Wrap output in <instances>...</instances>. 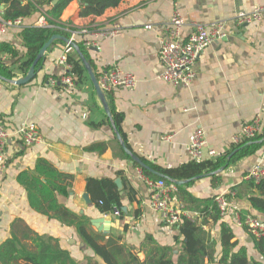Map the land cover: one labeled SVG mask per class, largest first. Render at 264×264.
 I'll return each mask as SVG.
<instances>
[{
	"label": "crops",
	"instance_id": "obj_1",
	"mask_svg": "<svg viewBox=\"0 0 264 264\" xmlns=\"http://www.w3.org/2000/svg\"><path fill=\"white\" fill-rule=\"evenodd\" d=\"M262 5L264 0H124L101 16L81 17V0H73L63 12L61 23L76 29L93 23L100 26L119 23L121 28L115 36L101 38L87 50L93 72L100 77L117 66L136 77L138 84L134 90L121 88L106 93L111 114L123 116L118 132L128 149L140 159L176 169L193 161L188 147L196 129L201 128L206 134L203 161H212L233 152L236 147L231 139L241 132L243 125L259 115L264 119V22L234 27L238 13ZM8 8L9 4L0 0L1 18ZM175 11L185 21L182 40L193 34L196 23L226 22L234 29L233 35L214 42L202 52L195 65L196 79L190 87H174L160 79L163 72L160 40L167 35L163 27ZM40 18L41 14L36 13L23 18L21 26L0 31V42L11 44L24 55L21 31L37 26ZM84 40L81 35L74 39ZM67 53L65 42L54 43L45 54L42 69L28 84H13V80L24 77L18 72L12 80L0 76V123L11 134L6 146L5 172L0 176V250L6 241L15 239L20 249L36 252L39 240H43L68 252L77 264L100 261L73 225L85 218L89 233H98L106 240L118 238L126 251L145 261L156 248L173 246L178 232L150 209L152 191L139 178L136 162L118 140L88 72L72 88L49 86L51 77L59 78L66 73ZM1 59L10 64V56L3 54ZM30 123L37 126L46 142L27 147L15 135ZM164 137L171 139L167 141ZM210 151L216 152L215 158L211 159ZM257 165L264 166V145L254 155L226 169L181 186L198 201L218 194L230 195ZM34 181L38 184L36 188ZM102 181H113L117 186L120 216L115 215L118 209L109 214L98 210L101 194L96 182ZM49 183L53 188H66L68 194L55 192L56 202L63 210L45 214L32 208L29 188L38 197L41 195L36 189ZM241 190L247 191L245 187ZM175 196L186 204L181 190ZM231 203L240 210H251L246 200ZM189 211L191 220L203 221L199 212L192 208ZM100 218L105 219L107 233L92 224ZM233 227L240 242L246 244L248 236L244 230ZM204 228L220 242L219 226L210 221ZM217 249L220 251V247ZM18 264L28 263L20 259Z\"/></svg>",
	"mask_w": 264,
	"mask_h": 264
},
{
	"label": "trees",
	"instance_id": "obj_2",
	"mask_svg": "<svg viewBox=\"0 0 264 264\" xmlns=\"http://www.w3.org/2000/svg\"><path fill=\"white\" fill-rule=\"evenodd\" d=\"M3 1L9 4V8L4 11L3 15V19L6 21L25 19L36 13L41 15L46 13L48 22L51 25L59 26L58 28L37 26L23 28L21 36L23 47L26 50L24 55H21L20 51L11 44L0 42V76L12 80L16 77V72L24 77L27 76L38 53L51 37L61 35L70 39V34L61 29L63 28L61 17L73 0H60L56 5L52 4L54 0H27V3H24L23 0ZM123 1L81 0L82 10L80 16H101L109 9L118 7ZM56 42L63 41L58 40ZM73 42L80 48L93 70L92 62L89 60L83 41ZM67 49L66 63L71 66L69 75L73 77L75 83H80L87 74V68L74 47L70 46ZM3 54L10 56L9 65L1 59ZM43 64L44 60H41L36 67V71L41 70ZM95 76L99 78L97 74ZM112 113L113 121L119 131L123 116L116 112ZM263 145L264 124L262 133L255 139L243 142L234 148L232 153H227L216 160L201 162L193 160L176 169H165L146 159L141 160L149 167L148 170L140 167L138 163L134 164L136 168H141L143 173L155 182L164 180L167 184H175L176 181H189L191 183L198 177L226 169L231 164L254 155ZM213 177L218 179L215 175ZM33 184V188L38 187L37 181H34ZM96 185L101 194L98 207L100 213L109 214L115 209L121 211V198L115 183L113 181H102L96 182ZM177 187L185 194L184 200L188 204V206L184 204L186 208L188 210L192 208L199 212L200 218L203 219L201 223L186 217L183 218L181 223L173 228L178 232V235L174 238V245L156 248L155 252H151L146 260L142 261L136 253L126 251L124 246L119 244L118 238L109 237L106 240L104 236L98 233H89L87 231L88 221L82 218L73 225L77 226L80 236L93 251L94 256L100 259V261H90L89 264H264V235L255 237L244 226L243 230L248 238L246 244H242L237 237L235 227L221 216L215 197L198 201L185 191L184 186L177 185ZM242 187H245L247 191L243 192ZM36 191L41 195L39 196L37 193L40 198L34 196L35 191L29 188V200L32 208L45 214H49L51 210L56 212L63 210L56 202L55 192L68 194L66 188L62 186L53 188L52 183H49V185H42ZM231 193L233 195H227L230 202L246 200L249 203L251 210H240L236 207L243 222L249 214L264 220V179L260 182L245 180L240 186L234 187ZM210 221L220 227V242L215 239L211 231L204 228ZM218 247H220V251H218ZM20 259L28 264H77L68 252L43 240H39L38 251L36 252L20 249L15 239L6 241L0 250V262L2 264H18Z\"/></svg>",
	"mask_w": 264,
	"mask_h": 264
},
{
	"label": "built area",
	"instance_id": "obj_3",
	"mask_svg": "<svg viewBox=\"0 0 264 264\" xmlns=\"http://www.w3.org/2000/svg\"><path fill=\"white\" fill-rule=\"evenodd\" d=\"M264 22V5L254 8L250 12H240L234 19V27L241 28L249 24ZM22 25V18L15 21H6L0 17V31H5L9 28ZM185 25L182 15L175 11L169 23L164 25L166 36L160 40L159 59L163 65V72L160 79L174 87L184 86L190 87L196 79L195 65L202 52L218 40H223L234 34V29L229 27L226 22H219L214 25H204L202 23L194 24V32L187 40L181 39V31ZM38 27L58 28L59 26L51 25L48 22V15L43 13L38 22ZM62 30L70 32L71 41H74L76 36H83V41L86 50L94 47L96 41L101 38H109L115 36L120 25L113 22L111 26H100L93 23L89 26L76 29L73 25L65 24ZM151 29V26L147 27ZM70 44H67V48ZM64 62V60H63ZM66 73L59 78L51 77L49 86H67L74 87L75 80L69 72L71 66L64 62ZM100 88L105 93H110L116 89L134 90L137 87V79L133 74L125 73L121 68L114 66L106 71L98 78ZM264 119L262 116L255 117L252 121L243 125L241 132L234 135L231 139L233 147L241 145L243 142L255 139L262 133ZM25 146L41 145L44 138L39 132L37 126L33 123L22 126L15 132ZM11 134L6 127L0 123V176L5 172V153L8 140ZM171 137H164V140L170 141ZM207 144L206 134L203 129H196L189 139V155L195 161L201 162L204 157V148ZM211 159L216 157L215 151L209 152ZM215 160V159H214ZM139 178L145 181L151 189L152 195L149 201L150 209L157 213L161 220L169 227L176 228L183 218L191 219L190 211L184 203L176 200L178 187L176 184H167L164 180L157 182L149 179L143 171L138 169ZM264 179V166L257 165L245 177V180H254L260 182ZM229 194H232L229 192ZM233 195V194H232ZM225 194L215 196V201L220 210L223 219L232 225L239 228L245 226L255 237L264 235V220L259 217L249 214L245 221H242L239 210L226 198ZM120 211L116 210L115 215L120 216Z\"/></svg>",
	"mask_w": 264,
	"mask_h": 264
},
{
	"label": "water",
	"instance_id": "obj_4",
	"mask_svg": "<svg viewBox=\"0 0 264 264\" xmlns=\"http://www.w3.org/2000/svg\"><path fill=\"white\" fill-rule=\"evenodd\" d=\"M59 0H54L53 2V5H56L57 2ZM58 40H61L63 42H65L66 44H70V46L74 47L76 49V51L78 52L79 56L81 57L82 61L84 62L86 68H87V72H88V75L90 76V79L95 87V90H96V93L99 97V99L101 100L104 108H105V111L108 115V117L111 119L112 121V124H113V127L115 128V131H116V134H117V138L118 140L120 141L124 151L132 158V160L136 163H138L142 168L144 169H149L148 166H146L139 157H137L136 155H134L129 149L128 147L126 146V144L123 142L118 130L116 129V126H115V123L113 122V118H112V114H111V111H110V108H109V105H108V101H107V96H106V93L100 88V85L98 83V79L97 77L95 76L90 64L88 63L87 59L85 58V56L83 55V53L81 52L80 48L75 45V43L73 41H71L70 39H67L66 37H63L61 35H54L53 37H51V39L42 47V49L40 50V52L38 53L33 65L31 66L28 74L26 77H23V78H20V79H16V80H13V84L17 85V86H21V85H25V84H28L30 83L32 80H34V78L36 77L37 75V71H36V67L38 65V63L41 61V60H44L45 61V54L46 52L48 51V49ZM185 183H187V181H176L175 184L176 185H184ZM117 185L118 186H121V183L120 181H117ZM87 201L89 200L88 199V195H85L84 197ZM92 224L98 228L99 231L101 232H105L107 233L109 231V229H107V227H104V224H105V219L104 218H100V219H96V220H93L92 221Z\"/></svg>",
	"mask_w": 264,
	"mask_h": 264
}]
</instances>
